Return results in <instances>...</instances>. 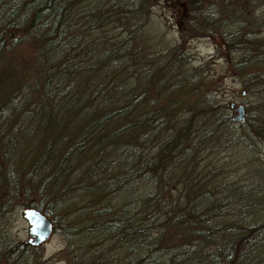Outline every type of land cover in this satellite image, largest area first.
Instances as JSON below:
<instances>
[{"label":"trees","instance_id":"obj_1","mask_svg":"<svg viewBox=\"0 0 264 264\" xmlns=\"http://www.w3.org/2000/svg\"><path fill=\"white\" fill-rule=\"evenodd\" d=\"M159 1L0 0L1 223L40 209L68 264H264V189L217 160L264 145V36L242 16L257 0H164L182 6L184 39L221 30L258 84L260 112L240 126L184 39L147 55ZM0 238L9 261L28 246Z\"/></svg>","mask_w":264,"mask_h":264},{"label":"rangeland","instance_id":"obj_2","mask_svg":"<svg viewBox=\"0 0 264 264\" xmlns=\"http://www.w3.org/2000/svg\"><path fill=\"white\" fill-rule=\"evenodd\" d=\"M239 1L243 4L248 3L247 0ZM250 1L253 2V0ZM258 1H255L257 3L253 7V11L249 9L247 14H242V16L249 18V21L245 23V27L246 25L248 28L255 27L256 30L252 35L257 38L264 36V28H258V26L260 27L258 19L261 15L264 17V8H261ZM182 10L181 5L177 9H173L172 6L164 3V0H160L152 6V14L140 34V38H143L144 43L149 46L148 56L155 55L175 43L183 42L184 38L180 32ZM183 20L185 19L183 18ZM233 23L234 21H230L228 24L232 26ZM243 25L240 27L242 28ZM256 31L258 32L255 33ZM184 40L187 65L204 64L209 76L217 78L219 84L216 97L220 102L228 103V101L234 100L236 103H243L246 108L245 118L248 115L252 116L260 112L258 106L261 99L258 98L255 92L258 89V84L249 76L239 75L238 69L232 67L231 59L237 56L238 52H232L227 48L221 30L214 28L207 35L188 37ZM227 112L229 116L234 114V111L229 108ZM236 124L240 126L241 122H236ZM255 148L260 149L261 152H253L242 143L232 144L219 151L217 160L219 164H224L222 168L229 174V177L226 176L227 179L234 180L237 177H243L246 178L243 181L251 184V180H254L253 185L264 189V145L260 144L258 146L255 143ZM261 169H263L262 174ZM237 188L240 189V186ZM261 204L264 205V200ZM5 219L6 226H3L1 222L4 220L0 218L1 235H6V237L8 235L11 240L19 241L29 236L28 223L22 216L21 208L7 210ZM7 220L9 221L7 222ZM64 247L63 236L59 232L52 231L44 242L37 246L28 245L19 254V258L9 261L8 258L4 257L5 246L0 242V264H68Z\"/></svg>","mask_w":264,"mask_h":264},{"label":"water","instance_id":"obj_3","mask_svg":"<svg viewBox=\"0 0 264 264\" xmlns=\"http://www.w3.org/2000/svg\"><path fill=\"white\" fill-rule=\"evenodd\" d=\"M228 105L234 111V114L231 116L233 120H244L246 108L243 103H236V101L230 100L228 101ZM21 212L28 223L29 237L25 241L39 244L50 236L53 231V223L43 211L29 205L24 206Z\"/></svg>","mask_w":264,"mask_h":264},{"label":"flooded vegetation","instance_id":"obj_4","mask_svg":"<svg viewBox=\"0 0 264 264\" xmlns=\"http://www.w3.org/2000/svg\"><path fill=\"white\" fill-rule=\"evenodd\" d=\"M21 210H22V208H21ZM22 213V212H21ZM29 237V236H28ZM27 237V238H28ZM25 244H28V245H31V246H37L38 244H32L30 241H25V239L24 240H22ZM45 241V240H44ZM43 241V242H44ZM40 244V243H39Z\"/></svg>","mask_w":264,"mask_h":264}]
</instances>
